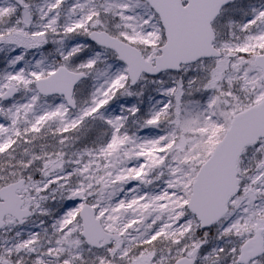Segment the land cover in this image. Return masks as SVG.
Instances as JSON below:
<instances>
[{"label":"snow or ice","instance_id":"6c2138e0","mask_svg":"<svg viewBox=\"0 0 264 264\" xmlns=\"http://www.w3.org/2000/svg\"><path fill=\"white\" fill-rule=\"evenodd\" d=\"M0 264H264V0H0Z\"/></svg>","mask_w":264,"mask_h":264}]
</instances>
